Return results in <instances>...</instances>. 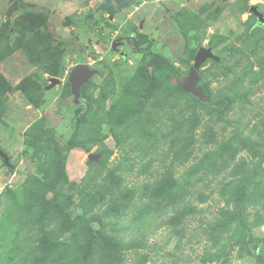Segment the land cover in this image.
Listing matches in <instances>:
<instances>
[{
    "label": "rangeland",
    "instance_id": "1",
    "mask_svg": "<svg viewBox=\"0 0 264 264\" xmlns=\"http://www.w3.org/2000/svg\"><path fill=\"white\" fill-rule=\"evenodd\" d=\"M252 6L264 13V0H0V264H264ZM201 47L218 58L198 71L203 102L182 90ZM78 64L98 71L82 106Z\"/></svg>",
    "mask_w": 264,
    "mask_h": 264
},
{
    "label": "water",
    "instance_id": "2",
    "mask_svg": "<svg viewBox=\"0 0 264 264\" xmlns=\"http://www.w3.org/2000/svg\"><path fill=\"white\" fill-rule=\"evenodd\" d=\"M250 13L256 18L258 25L264 26V13L260 12L256 6L250 8ZM217 61L218 58L213 55L210 48L201 47L198 49L194 56L193 65L189 69L188 76L185 78L182 90L193 97L197 98L199 101H206V96L203 94L202 88L197 86L198 82V71L202 64L206 60ZM98 73L97 70L91 69L86 64H78L73 67L68 74V82L70 84V91L73 98L74 106H80L83 102L81 96L82 88L87 85L90 80ZM58 79H51V86L55 85ZM0 156L7 161V157L1 152ZM89 160L96 161L97 156L88 155Z\"/></svg>",
    "mask_w": 264,
    "mask_h": 264
},
{
    "label": "trees",
    "instance_id": "3",
    "mask_svg": "<svg viewBox=\"0 0 264 264\" xmlns=\"http://www.w3.org/2000/svg\"><path fill=\"white\" fill-rule=\"evenodd\" d=\"M26 6H29L26 4ZM62 74V68H59V70L56 72V76L59 77ZM83 104H81L82 106ZM218 107V104L213 105L212 107ZM149 222H147L148 224ZM146 224V225H147ZM72 245L64 246L66 250H69ZM145 258L144 257H137V259L134 260L133 264H141ZM110 260L108 258H89V257H79L75 254H65L61 256L58 260L54 261L52 264H111L109 262ZM124 261V259L118 260V264L120 262Z\"/></svg>",
    "mask_w": 264,
    "mask_h": 264
},
{
    "label": "flooded vegetation",
    "instance_id": "4",
    "mask_svg": "<svg viewBox=\"0 0 264 264\" xmlns=\"http://www.w3.org/2000/svg\"><path fill=\"white\" fill-rule=\"evenodd\" d=\"M263 28H264V26L263 25H261Z\"/></svg>",
    "mask_w": 264,
    "mask_h": 264
}]
</instances>
